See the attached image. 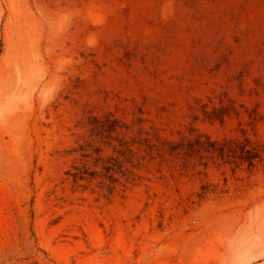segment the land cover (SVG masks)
Segmentation results:
<instances>
[{
  "label": "rangeland",
  "instance_id": "374dc122",
  "mask_svg": "<svg viewBox=\"0 0 264 264\" xmlns=\"http://www.w3.org/2000/svg\"><path fill=\"white\" fill-rule=\"evenodd\" d=\"M0 44V264H264V0H0Z\"/></svg>",
  "mask_w": 264,
  "mask_h": 264
},
{
  "label": "trees",
  "instance_id": "16d2710c",
  "mask_svg": "<svg viewBox=\"0 0 264 264\" xmlns=\"http://www.w3.org/2000/svg\"><path fill=\"white\" fill-rule=\"evenodd\" d=\"M237 143L239 147L238 149H235L233 144ZM238 150H240V154H238ZM219 151L221 156L227 158L232 157L233 159L239 158L240 160L247 162L249 167L255 166L256 162L259 161L263 153V149L258 144L252 143L248 138H245L242 142L225 140L221 147H219Z\"/></svg>",
  "mask_w": 264,
  "mask_h": 264
}]
</instances>
